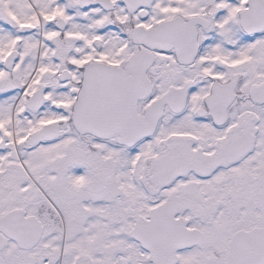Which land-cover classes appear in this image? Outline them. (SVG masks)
Returning <instances> with one entry per match:
<instances>
[{"label":"snow or ice","instance_id":"1","mask_svg":"<svg viewBox=\"0 0 264 264\" xmlns=\"http://www.w3.org/2000/svg\"><path fill=\"white\" fill-rule=\"evenodd\" d=\"M0 264H264V0H0Z\"/></svg>","mask_w":264,"mask_h":264}]
</instances>
